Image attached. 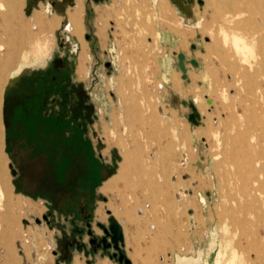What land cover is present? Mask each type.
<instances>
[{"label": "rangeland", "instance_id": "obj_1", "mask_svg": "<svg viewBox=\"0 0 264 264\" xmlns=\"http://www.w3.org/2000/svg\"><path fill=\"white\" fill-rule=\"evenodd\" d=\"M33 1L37 8L26 15L24 0H0L4 129V148L0 143V175L4 182L0 180V189L6 191V197L0 199V264H5V250L11 242L18 249L14 264H47L49 260L54 264L53 234L61 233L57 225L63 224L67 233L71 229V234L70 225H85L79 212L67 210L63 201L73 199V204L77 199V186L87 171L84 160L70 156L64 162L60 159L62 145L55 155V149L46 151L28 135L17 137L11 151L7 150L6 91L23 80L12 98L13 104L22 101L30 87L29 75H50L55 57L68 60L70 75L65 76L66 81L76 78L90 86L101 110L95 118L94 131L97 137L111 139L108 150L102 148L103 155L96 151L99 159L110 164L101 176L115 174L124 153L129 154L127 178L114 191L102 193L103 184L94 185L92 179L86 184L89 188L95 186L89 190L90 201L98 200L104 214L108 202H112L120 220L128 219L127 234L140 251V255L136 252L135 258H129L132 264H176L178 254L192 256L199 252L203 255L201 264H228L234 257L237 264L256 263L258 251L264 252L262 208L248 193L251 186L240 182L235 166L223 158L225 149L231 148L230 141L240 137L264 161V39L258 27L263 19L258 7L253 8L252 0H242L239 5L243 14L236 20L244 24L236 30L228 24L227 33H223V18L233 12L236 0H203L202 5L194 0L193 23L182 18L170 0H75L83 6V31L75 36L66 29V14H59L47 3L40 4V0ZM60 1L64 10L70 8L68 0ZM10 7L15 10L9 12ZM38 20L50 24L49 28L39 31ZM179 27L191 33L182 38L175 30ZM235 33L244 37L240 52L235 50ZM84 46L90 58L85 62L84 76H79L77 64ZM179 51L188 53V60H199L198 66L187 62L188 79L182 78L177 65L174 52ZM22 69L30 72L18 75ZM173 79L180 82L181 89L173 87ZM71 86V82L66 84V90ZM170 93L178 96V104H172ZM53 97L50 107L56 101ZM197 98L201 103L198 110L205 115L199 125L188 120L191 109L181 102L196 103ZM207 98L214 103L208 104ZM62 99L70 101V93ZM91 136L96 143L93 132ZM6 164L8 170L4 173ZM245 173L250 181L259 175L264 178L259 166L253 173ZM9 196H23V200L11 204ZM53 198L58 204L46 203ZM26 200L34 205L40 203V210L32 213V204L29 206ZM6 203L13 206L10 212ZM43 214H48V224ZM24 218L32 220L35 236L43 230L38 218L49 232L51 241L43 240L41 251L26 243L28 237L21 223ZM94 223L95 230H101ZM96 255L108 256L102 249L94 260Z\"/></svg>", "mask_w": 264, "mask_h": 264}, {"label": "bare ground", "instance_id": "obj_2", "mask_svg": "<svg viewBox=\"0 0 264 264\" xmlns=\"http://www.w3.org/2000/svg\"><path fill=\"white\" fill-rule=\"evenodd\" d=\"M41 3L40 4H49L51 7L55 8V10L58 11L59 14H61L60 12L62 11L64 14L67 15L68 17V25L66 26V29L68 31H70L72 34H75L76 35H79L82 33L83 31V22H82V17H83V6L81 5H77L79 4L78 2H76L75 0H68V3L70 5V8L67 10V9H63L62 7V2L60 0H40ZM179 10V12L181 13L182 15V18H184L186 21H188L189 23H193V19H194V16H193V13H192V6H193V3H194V0H170ZM242 0H236V6L235 8L233 9V12H229V13H226L224 18H223V21H222V26H221V32L223 33H227V30H228V27L227 25L230 24L232 25V30H236V29H240L241 25L244 24L243 21H238L236 20V17L239 15H242L243 13H241V10H240V5L239 4H242L241 2ZM163 2V0H162ZM34 1L33 0H24V9H25V13L26 15H29L31 14L35 8H37V6H34ZM198 3V2H197ZM40 4L38 5L40 7ZM202 5V4H200ZM252 6L253 8L254 7H258L260 13L262 12L263 14V19L261 21V26L260 24L258 25V27L262 28V36H263V39H264V0H252ZM2 7L4 8L5 6L2 5ZM9 12H11V10H15L13 7H10L8 8ZM18 9V8H17ZM113 10V9H112ZM137 13V12H136ZM95 14V13H94ZM246 14V13H245ZM151 18V17H150ZM181 18V19H182ZM59 20V19H58ZM39 21V31H46L50 24L46 25L45 23H42L41 20H38ZM58 22V21H57ZM128 22V21H127ZM130 22V21H129ZM142 22V21H141ZM152 22V21H151ZM34 24V23H33ZM32 24V26H33ZM256 24V23H254ZM9 25V24H8ZM146 25V24H145ZM255 27V26H254ZM20 28V27H19ZM34 28V27H32ZM85 30V29H84ZM179 34H180V37L182 36V38L184 37H187L191 32L187 31L186 30H183L182 28H177L175 29ZM198 30V29H197ZM144 32V31H143ZM69 33V32H68ZM114 33V32H113ZM147 34V32H145ZM22 34V33H21ZM149 34V33H148ZM175 34V33H174ZM160 35V33L158 32V36ZM97 37V36H96ZM206 37V36H205ZM234 37H235V50L236 51H239L242 49V46L240 45V41L243 42V39L244 37L240 34H234ZM54 38V37H53ZM208 39V38H207ZM78 40V39H77ZM146 40V39H145ZM149 40V38H148ZM86 41V40H85ZM35 42V41H34ZM219 43V42H218ZM67 46H71V43L68 42L66 43ZM119 44V42H118ZM199 44V42H198ZM197 44V45H198ZM18 45V44H17ZM24 45V44H23ZM196 45V46H197ZM203 45V44H202ZM33 48V47H32ZM35 48V46H34ZM33 48V49H34ZM191 48H193L191 46ZM195 48V47H194ZM193 48V49H194ZM260 48V47H259ZM19 51V50H18ZM151 51V50H150ZM193 52V51H192ZM169 54V53H168ZM188 54V53H187ZM195 55V54H194ZM31 56H33V54H31ZM88 57L90 58V55H88V51L86 50V47L84 46L82 48V51L81 53L79 54V64L78 65V69H77V73L79 76H84L85 74V70H86V66H85V62L88 60ZM190 57V56H189ZM255 57V56H254ZM12 58V57H10ZM17 58V57H16ZM163 58V57H162ZM252 59V58H251ZM255 59V58H254ZM172 61V60H171ZM176 61V60H175ZM159 64V63H158ZM163 64V63H160V65ZM121 66V65H120ZM165 66V65H164ZM163 66V68H164ZM171 68V67H170ZM189 68V67H188ZM10 69V68H9ZM141 69V68H140ZM173 71V70H172ZM1 72V71H0ZM10 72V71H9ZM142 73V72H141ZM163 73V72H162ZM168 73V72H167ZM165 74V73H164ZM143 75V74H141ZM163 75V74H162ZM20 78V77H19ZM252 78V76H251ZM164 79H167V75L165 74L164 75ZM177 79V78H176ZM5 80V79H4ZM169 80V79H168ZM256 80V79H255ZM122 82V81H121ZM259 82V81H258ZM15 84V83H14ZM256 84V83H255ZM162 85V84H161ZM181 84L179 81L176 82L175 79H173V87H179L181 89ZM110 91V90H109ZM121 93V92H120ZM227 93V92H226ZM234 93V92H233ZM123 94V93H122ZM166 94V93H165ZM171 94V93H170ZM207 95V94H206ZM3 96V95H2ZM115 96V95H114ZM210 96V95H209ZM231 96V95H229ZM131 97V96H130ZM225 99V98H224ZM138 100V99H137ZM170 100L172 102V104H178L179 103V98L176 94H171L170 96ZM194 100V99H193ZM3 101V100H2ZM196 101V100H195ZM194 101V102H195ZM182 102V101H181ZM207 102L208 104L210 103L211 105L214 103L213 100H211L210 98H207ZM197 105H198V108L200 109L201 107V103L199 104V100L197 98ZM171 104V105H172ZM181 105V104H180ZM3 106V105H2ZM178 106V105H177ZM209 110V109H208ZM202 114V117H205V115L203 114V112L201 111ZM240 115V114H239ZM238 115V116H239ZM242 118V117H241ZM135 134V133H134ZM137 134V133H136ZM141 134V133H140ZM142 135V134H141ZM256 136V135H255ZM110 137V136H109ZM259 137V136H258ZM98 138L100 139H103L102 137L98 136ZM111 139L106 137L105 136V140H104V147L107 148L108 150V145L110 143ZM0 143H1V147L4 148V129H3V124H2V116H1V91H0ZM231 143V148H227L225 149L224 151V161L226 162H230L232 163L235 168H236V172H237V176H238V180L240 182H243L244 185H248V186H251V190L250 192H248L249 194L251 193L252 196L255 198V202L258 201L261 205V208H262V213L264 215V178H261L262 176H257L255 177L253 180L250 181V176L248 174L245 173L248 172V173H253L255 170H256V167L259 166L260 170L261 171H264V161H262V157H259L257 152H255L251 146H249L248 144L245 145L244 142L241 140L240 137H237V138H234L233 140L230 141ZM258 143V141H257ZM259 144V143H258ZM205 145V144H204ZM209 149V148H208ZM205 151V150H204ZM108 154V153H107ZM106 154V156H108ZM213 159V158H212ZM200 166V164H199ZM128 168H129V154L126 152L124 153V158L120 161L119 163V168L118 170H116L117 172L112 175L109 179H107L106 181H104L103 185L101 186V192L106 194L108 193L109 191H114L115 188L118 187V184L119 182H122V181H125L126 178H127V171H128ZM212 169V168H211ZM8 170L7 168V164L3 167L2 169V172L6 173ZM10 170V169H9ZM210 171V169H209ZM222 172V171H221ZM210 173V172H209ZM236 174V173H235ZM159 176V175H157ZM164 177V176H163ZM0 180L4 182V176L3 174L0 175ZM250 181V182H249ZM249 182V184H248ZM12 183V182H11ZM129 185V184H128ZM8 188L9 185H8ZM150 192V191H149ZM157 194V193H156ZM209 195V194H207ZM25 196V195H24ZM3 197H6V191L4 189H0V199H2ZM23 196L21 197H17L16 199L15 198H12L11 196L8 197V200H10V203L13 204L15 202V200H17V203L18 202H21L23 200L22 198ZM11 198V199H10ZM37 199V198H36ZM29 206L32 204V207L30 208L32 211V213L36 212L35 209H39L40 210V203H36V205H34L33 203H31L29 200H26L25 201ZM10 203H6V206H7V211L10 212V210H12V207L10 205ZM234 204V203H233ZM17 205V204H16ZM172 206V205H171ZM175 207V206H174ZM107 208L111 211V216H114L118 222H121L123 223V227H124V232L126 234V247L124 248L125 251H126V255L131 259L132 258H135L134 255H136V252L140 255V251L137 250L134 245V239L132 238V236L129 234H127V230L130 229V225L127 224V221L128 219L125 217L124 220H120V217L119 215H117L116 213H114L113 211V203L112 202H108L107 204ZM172 208V207H171ZM183 208V207H182ZM174 209V208H173ZM102 206H99L96 211H95V215L97 217H100V220L103 221V222H107L108 220V215L107 214H104L103 211H102ZM194 212V210H193ZM136 213L138 214V209L136 211ZM169 213V212H168ZM193 214V213H191ZM239 215V214H238ZM254 215V214H253ZM130 214H128V217L130 218ZM220 216V215H219ZM130 219H133L132 217ZM194 219V218H193ZM35 220V219H34ZM192 222L193 225L196 224V222L190 220ZM22 225L24 227V233L26 235H29L30 237L32 235H36L34 234L36 232V230H33L32 228L34 227L33 223H32V220L30 221L29 219L27 218H24L22 220ZM39 223V222H38ZM35 224V223H34ZM263 224V223H262ZM38 226L43 229L41 230L42 233L39 234V236H41L42 234L44 235H49V232L45 229V227L41 224V222L38 224ZM198 225H195L194 227L195 228H199V226L197 227ZM122 227V228H123ZM30 228L29 230H25V229H28ZM153 228V227H152ZM215 231V230H214ZM97 233L98 234H101V230H97ZM226 233V232H225ZM24 234V235H25ZM136 234V233H135ZM264 238V237H263ZM48 239L49 241H51V238L48 236ZM4 240V239H3ZM7 240V239H6ZM10 241V240H9ZM247 241V240H246ZM11 242V241H10ZM40 250L41 251V248L44 247V244L42 243V241L40 240ZM46 243V242H45ZM210 244V243H209ZM53 245V243H52ZM51 245V246H52ZM169 245V244H168ZM212 245H215L212 244ZM20 246V244L18 245ZM164 246V245H163ZM50 248V246H48ZM62 247H66V241H63L62 242ZM216 247V246H215ZM47 248V247H46ZM44 248V249H46ZM48 249V248H47ZM130 249V250H129ZM165 249V248H164ZM171 249V248H170ZM17 247H16V244H13L12 245V242L11 244L8 245L7 249L5 250L6 252V255L4 256V260L3 262L5 264H14L17 262V258H16V253H17ZM215 253V252H214ZM168 254V253H167ZM207 254V253H206ZM221 254H222V251H221ZM169 256L172 257V254H170ZM203 256V255H202ZM202 256L199 252L198 255H193L192 256H188V255H180L178 254L177 255V258H176V261L175 263L176 264H201L200 262L202 261ZM162 257V255L160 256ZM159 257V258H160ZM207 257V256H206ZM214 258V257H213ZM218 258V257H217ZM101 259V258H100ZM98 259V260H100ZM130 259V260H131ZM207 259V258H206ZM211 260V259H210ZM250 260V259H249ZM163 262H165L164 258L161 260ZM236 257H234L233 259H231V261L228 263V264H237L236 263ZM51 260H49L47 262V264H50ZM77 262V261H75ZM208 262V261H207ZM207 262H205L204 264H208ZM256 263L254 264H264V252L260 253V251H258L257 255H256V260H255ZM86 264V263H85ZM102 264H110L107 260H103L102 261ZM166 264V263H165ZM216 264H219V261H217ZM247 264V263H246Z\"/></svg>", "mask_w": 264, "mask_h": 264}, {"label": "crops", "instance_id": "obj_3", "mask_svg": "<svg viewBox=\"0 0 264 264\" xmlns=\"http://www.w3.org/2000/svg\"><path fill=\"white\" fill-rule=\"evenodd\" d=\"M180 52V51H179ZM56 58V57H55ZM57 60H60L64 65L68 66V60L64 59L62 57H57ZM52 64V61H51ZM50 62L48 65H51ZM36 66L32 67L31 69H35ZM51 68V66H50ZM22 69L20 72H18V75H25L27 72H30V70ZM34 71V70H33ZM32 73V72H31ZM43 72H38L29 75H36ZM24 79V78H22ZM22 80H20L17 85L10 84L11 88L6 91V98L4 103V121H5V131L7 132V127L12 128L14 125L17 126V124H20L19 127H21L22 134L27 133H34L29 130V125L33 124L31 121H35L33 119L41 120L40 115H43L46 119H53L54 121L59 122L60 124L64 125L63 131L64 135L69 140V142L66 143V150L69 151L67 155H70L72 157H77L79 159L84 158L85 160L88 157L89 150L96 155L97 145L95 141L93 140L91 134L94 131L95 126V118L98 117V108L96 106L95 98H93V90L90 86H86L85 84L81 83V80H77L76 78H72V95L71 100L67 102H60L59 100H56L54 103L53 111H51L50 99L46 101V105H44L42 102H35L33 100H26L25 96L22 97V101L16 102L13 104V96L18 90L19 83ZM80 98V99H79ZM97 120V119H96ZM62 131V129H61ZM57 133H60V130H57ZM61 135V134H60ZM7 141V140H6ZM13 144V141H12ZM60 145H63L60 142ZM86 156V157H85ZM82 159V160H84ZM84 160V161H85ZM102 161V160H101ZM88 161L86 160V164ZM103 175L105 174V168L110 166L109 162H103ZM109 174V173H108ZM114 175V174H113ZM112 175H107L105 177H102L104 179L101 180V183L107 179H109ZM89 180H86V182L81 181L80 184H78L77 188L79 189V192L77 193L79 197V201L73 202V204H77L81 202L83 205L86 206V196L89 194L91 190H94V187L89 188L86 183H88ZM100 183V184H101ZM101 186V185H100ZM90 190V191H89ZM52 199V198H50ZM89 199V207L93 208L94 201H90ZM46 202L49 205L58 204V202L53 198L52 200H46ZM108 202V201H106ZM67 202L64 201V204ZM72 203V202H70ZM96 211V210H95ZM61 214V213H60ZM109 217V216H108ZM108 220V219H107ZM98 220L96 217L93 220L96 224ZM103 222V221H102ZM108 222V221H107ZM104 222V223H107ZM121 226L123 227V223H121ZM73 228V224L70 225ZM124 232V227L122 228ZM68 230V229H67ZM71 229L68 230L67 235H71ZM97 231V230H96ZM57 234V235H56ZM28 237V240H26V243L30 245V248L32 247H38L36 251L40 250V240L45 241L48 239L47 235L42 234L41 236H35L32 235L31 237L29 235H26ZM55 242L58 237L62 236V233H55L53 234ZM51 238V237H50ZM71 239V238H70ZM124 239H125V246L126 247V234L124 232ZM85 242H88V236L84 238ZM33 243H35L33 245ZM57 249V243L54 244ZM54 247V246H53ZM130 250V249H129ZM54 252V251H53ZM70 254V256H69ZM56 257V260L54 264H87L88 260H91L93 264H102L103 260H107L110 264H117L113 260H111L106 255H96L95 260L93 261L94 254L90 253L89 256H85L84 252H79L77 249H72L71 247H68V252L66 251V255H63V253L58 251L57 255H54ZM101 258V259H100ZM100 259V260H98ZM77 261V262H75ZM53 264V263H52Z\"/></svg>", "mask_w": 264, "mask_h": 264}, {"label": "water", "instance_id": "obj_4", "mask_svg": "<svg viewBox=\"0 0 264 264\" xmlns=\"http://www.w3.org/2000/svg\"><path fill=\"white\" fill-rule=\"evenodd\" d=\"M202 2L203 0H199V3L202 4ZM174 54H176L177 56V65L182 71V78L188 79L187 62L190 61V63L194 66H198L199 60H197L196 58H191L190 60H188L187 54L182 51L174 52ZM182 103L185 105L188 104L191 109V112L188 115V120L195 125H199L201 123L202 116L200 114V111L198 110V107L196 106V103L194 101L187 102L185 100H183ZM93 135L96 136L95 131H93ZM96 138L98 141L96 143L98 153L99 155H103L101 150L104 147V143L97 136ZM15 170L16 171L13 172V175H16L18 172L16 168ZM107 214L110 215L108 218V223H104L101 221L96 222L97 226L101 229L102 232V234L100 235L96 234V230L92 225L94 216L90 215L84 218L85 220H88L86 223V227L88 228L87 234L91 237L88 243L83 241L82 234L84 230H82V232L78 236L75 235V231H73L72 234L68 236L67 232L65 231V226L61 223L58 224L57 228L61 231L62 236L56 239L57 249L54 250L53 254L57 255L59 251L66 255V251L68 252V247H71L72 249H77L79 252H84L85 256L87 257L90 253L93 252L95 255L102 249L104 253H106L108 257L115 263L132 264V261L126 255V251L124 249L125 239L122 226L114 216H111V211L109 209H107ZM43 220L46 221L48 224V214H43ZM36 221L39 223L41 222L39 218ZM63 241H66V247H62ZM89 245H91V249L89 248ZM87 264H92V261L88 260Z\"/></svg>", "mask_w": 264, "mask_h": 264}, {"label": "flooded vegetation", "instance_id": "obj_5", "mask_svg": "<svg viewBox=\"0 0 264 264\" xmlns=\"http://www.w3.org/2000/svg\"><path fill=\"white\" fill-rule=\"evenodd\" d=\"M57 65H58V67H57ZM52 67H53V71L50 75H44V72H43L40 74L30 76L31 78L28 77L31 80L29 83L30 87L27 90L26 94H24L26 100L30 99V100H33L35 102H42L44 105H46V101H48V99H50L51 96H54L53 98L55 100H59L60 102H63L64 101L62 99L63 96H65L68 93H70V95H72L71 94L72 93V86L70 87L69 90H66V87H65L66 84H68L70 82L72 84V79L69 82L66 81V79H65V76L70 75V67L67 65H64L60 60H57V58H55L52 61ZM53 75H55L56 77ZM24 79H26V78H24ZM22 81L19 83V86L21 85ZM53 108H54V106L51 107V111H53ZM54 124H60V123L57 121H54ZM20 128L21 127H18L15 125L12 128H10L11 129V135L13 138V142L17 137H21L24 135V134H22V131ZM57 130L58 129H54V130H51L50 132L47 133V141H48L47 146L48 147H46V149H45L46 151L55 149L54 150L55 151L54 154L56 153L55 155H57L59 152L57 150V148L60 145V142L57 141L56 148H52L53 143H51L49 141H52L54 139L61 140V135H60V133H57ZM25 135L26 136L28 135L30 137V139L37 141L38 145L40 146V144H41L40 138H41V135H43L40 128H39L38 132L36 131V133H27ZM11 145H13V144L11 143ZM68 152L69 151H66V153H68ZM102 172H103V170H102ZM91 195L87 194V196H86V201H87L86 206L83 205L81 202H79L77 204L70 203V202H72L73 199L63 200V201L67 202L65 204V208L67 210H74V212L78 211L79 214L81 215L82 219H83V223H85V225L83 224V226H81V225L76 226V224H74L73 228H72V232L75 231L76 236L80 235L82 230H84L83 234H82L83 235V241H84V238L86 237V235L88 236V234H87L88 228L86 227V223L88 220L87 219L85 220L84 218L86 216H90V215L94 216L95 210L97 208L98 200L94 201L93 208L89 207L88 202H89V199L92 197ZM76 201H79V197H77V199H75V202ZM96 234L100 235L97 233V231H96ZM90 239H91V237L88 236V242ZM88 242H86V243H88ZM89 247L91 249V245H89ZM63 255H65V254L63 253ZM93 261H94V259H93ZM92 264H93V262H92Z\"/></svg>", "mask_w": 264, "mask_h": 264}, {"label": "trees", "instance_id": "obj_6", "mask_svg": "<svg viewBox=\"0 0 264 264\" xmlns=\"http://www.w3.org/2000/svg\"><path fill=\"white\" fill-rule=\"evenodd\" d=\"M40 118L41 120H38V119H33L35 121H31L33 122V124L29 125V129L31 130V132H34L36 133V131L38 132L39 128L41 130V132L43 133V135H41V141H40V146L42 148H45L48 147L47 146V133L50 132L51 130H54V129H58L60 130V134H61V140H57V139H54L52 141H49L51 143H53L52 145V148H56V144H57V141L58 142H61L64 147L62 153H61V157L60 159L64 162H66L68 160L67 157H70V155H67L66 153V143L69 142V140H67V138L65 137L64 135V131H63V126L64 125H61V124H54V120L53 119H46L43 115H40ZM62 129V131H61ZM6 140H7V150L8 152L11 151L12 149V141H13V138H12V135H11V129L9 127H7V132H6ZM58 152V151H57ZM56 154V153H55ZM86 157V156H85ZM88 163L86 164L85 167H87V171L85 172L86 174L83 175L82 177V180L83 182H86V180H91L93 181V184H98L99 182H101V171L104 167V164L102 163L101 159H99L96 155H94L91 150H89V153H88V157H86ZM84 159V158H82ZM81 159V160H82ZM85 160V159H84ZM86 160H85V163H86ZM57 161H55V164H56ZM95 187V186H93Z\"/></svg>", "mask_w": 264, "mask_h": 264}, {"label": "built area", "instance_id": "obj_7", "mask_svg": "<svg viewBox=\"0 0 264 264\" xmlns=\"http://www.w3.org/2000/svg\"><path fill=\"white\" fill-rule=\"evenodd\" d=\"M100 113H101V110L98 111V114H100ZM101 140H102V142L104 143V140H103V139H101ZM97 142H98V141H97V138H96V143H97ZM105 201H107V200H105ZM105 201H104V202H105ZM98 203H99V201L97 202V208H98V205H99ZM97 208H96V209H97ZM107 209H108V208L105 207L106 212H107ZM106 214H107V213H106ZM107 215H108V214H107ZM108 216H110V215H108ZM95 217H96L98 220H100V217H97V216L95 215V213H94V219H95ZM108 218H109V217H108ZM100 221H101V220H100ZM107 223H108V222H107ZM54 250H55V249H54ZM54 250H53V251H54Z\"/></svg>", "mask_w": 264, "mask_h": 264}]
</instances>
